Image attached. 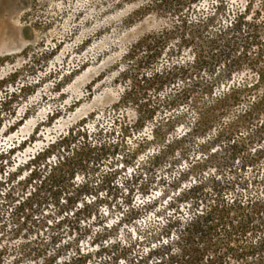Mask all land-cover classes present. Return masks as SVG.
<instances>
[{
  "label": "trees",
  "instance_id": "16d2710c",
  "mask_svg": "<svg viewBox=\"0 0 264 264\" xmlns=\"http://www.w3.org/2000/svg\"><path fill=\"white\" fill-rule=\"evenodd\" d=\"M202 1L137 6L167 23L119 67L107 115L128 105L132 118L90 128L94 114L0 152V264L17 232L34 234L18 264H264V0L218 27L225 0L190 19ZM243 68L252 79L234 78ZM20 93L0 97V124Z\"/></svg>",
  "mask_w": 264,
  "mask_h": 264
},
{
  "label": "rangeland",
  "instance_id": "374dc122",
  "mask_svg": "<svg viewBox=\"0 0 264 264\" xmlns=\"http://www.w3.org/2000/svg\"><path fill=\"white\" fill-rule=\"evenodd\" d=\"M143 1L0 0V79L6 78V84L12 85L5 84L0 97L5 91L21 89L18 102L10 106L15 114L1 110L0 152L17 144L27 148L32 141L39 145L53 140L94 114L99 120L91 121L90 128L93 124L109 127L117 113L132 118L133 108L128 105L107 115L123 87L117 75L119 67L130 45L167 23L155 14H135ZM261 4L263 0H254V7ZM243 5L239 0L236 4L225 0L214 27L227 22ZM214 6L212 0H204L189 18L209 13ZM245 69L234 78L252 79ZM144 134L147 131L127 141L133 143ZM23 151L14 152L9 170L27 158H22ZM263 171L264 163L259 166V173ZM246 177L250 179L251 172ZM153 223L154 219L146 218L140 226ZM11 227V222L7 223V228ZM29 234L23 237V232H17L4 238L5 244H10L9 254L1 264H18L24 253L19 244L25 238L34 239V234Z\"/></svg>",
  "mask_w": 264,
  "mask_h": 264
},
{
  "label": "clouds",
  "instance_id": "9594fccd",
  "mask_svg": "<svg viewBox=\"0 0 264 264\" xmlns=\"http://www.w3.org/2000/svg\"><path fill=\"white\" fill-rule=\"evenodd\" d=\"M217 2H218V0H212V3H217ZM237 2H238V0H232L233 4H236ZM239 3L246 4L247 0H239Z\"/></svg>",
  "mask_w": 264,
  "mask_h": 264
}]
</instances>
